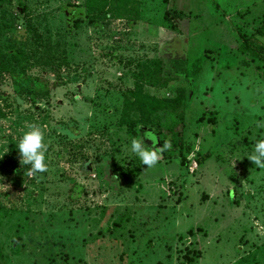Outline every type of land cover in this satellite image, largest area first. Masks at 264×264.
I'll use <instances>...</instances> for the list:
<instances>
[{
  "label": "rangeland",
  "instance_id": "374dc122",
  "mask_svg": "<svg viewBox=\"0 0 264 264\" xmlns=\"http://www.w3.org/2000/svg\"><path fill=\"white\" fill-rule=\"evenodd\" d=\"M83 1L0 7V57L24 55L0 72V264H264V169L247 158L264 139V59L239 49L264 47V0H137L135 23L69 28L64 7ZM154 59L166 83L144 92L181 102L185 164L130 150L152 145L145 131L162 146L164 113L118 125L135 64ZM30 124L47 164L31 175L15 147Z\"/></svg>",
  "mask_w": 264,
  "mask_h": 264
},
{
  "label": "trees",
  "instance_id": "16d2710c",
  "mask_svg": "<svg viewBox=\"0 0 264 264\" xmlns=\"http://www.w3.org/2000/svg\"><path fill=\"white\" fill-rule=\"evenodd\" d=\"M8 0H0V7L7 3ZM19 9L24 5L21 2L17 4ZM140 1L137 0H84L82 8H76L74 5L66 4L64 14L66 16L69 28L75 26L77 20L86 21L89 25H94L100 20H120L128 24L135 23L140 14ZM171 11L164 12V18L170 19ZM170 23V22H168ZM173 27V25H171ZM248 40H243L240 44L242 51H246L251 57H261L264 59V47L247 44ZM24 59L23 53L19 50H13L9 46L0 57V72L8 71ZM137 71L132 73L133 87L126 91L122 100V110L118 120L119 126L134 127L141 125L142 128L153 124L152 116L158 112L165 114L166 124L159 126L157 134L160 137V145L168 142L174 151H178V157L182 164H185L183 151L185 144L180 138L184 126L180 124L183 120L178 113L181 102L175 99H160L155 96L146 94L145 87H160L165 85L163 79V68L159 60H150L148 62H138L135 64ZM0 112V117H1ZM180 128V129H179ZM168 149L164 150L166 152Z\"/></svg>",
  "mask_w": 264,
  "mask_h": 264
},
{
  "label": "clouds",
  "instance_id": "9594fccd",
  "mask_svg": "<svg viewBox=\"0 0 264 264\" xmlns=\"http://www.w3.org/2000/svg\"><path fill=\"white\" fill-rule=\"evenodd\" d=\"M153 135L149 131L143 133V137L152 141L151 146H146L141 136L132 138L130 141L131 152L138 157L142 165L148 168L154 166L160 158V153L170 147L168 142L156 147V140L153 139ZM15 147L18 149L23 163L30 166V175L47 171L46 146L43 143V132L39 126L28 125V129L22 133ZM247 158L257 168L264 169V139L256 141L252 149V155Z\"/></svg>",
  "mask_w": 264,
  "mask_h": 264
},
{
  "label": "crops",
  "instance_id": "0c3cea01",
  "mask_svg": "<svg viewBox=\"0 0 264 264\" xmlns=\"http://www.w3.org/2000/svg\"><path fill=\"white\" fill-rule=\"evenodd\" d=\"M165 2H166V0H165Z\"/></svg>",
  "mask_w": 264,
  "mask_h": 264
}]
</instances>
